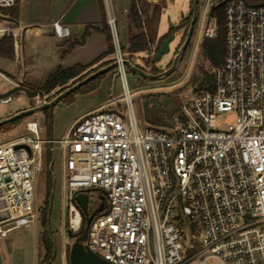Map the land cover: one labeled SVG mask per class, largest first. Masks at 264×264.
<instances>
[{
    "label": "built area",
    "instance_id": "1",
    "mask_svg": "<svg viewBox=\"0 0 264 264\" xmlns=\"http://www.w3.org/2000/svg\"><path fill=\"white\" fill-rule=\"evenodd\" d=\"M17 3L0 0V36L16 33L5 10ZM105 5L122 103L113 96L116 105L83 116L60 141L43 139L33 121L30 133L0 144V235L38 219L33 174L42 168L45 145L58 142L68 148V231L79 236L86 223L77 193L104 196L103 209L89 212L85 241L103 259L264 264V0L227 1L225 57L213 69V85L180 106L173 128L146 130L135 115L129 57L112 0ZM211 20L205 37L217 34ZM156 46L150 44L153 56ZM32 99L47 101L39 94ZM230 114L234 119L222 127Z\"/></svg>",
    "mask_w": 264,
    "mask_h": 264
},
{
    "label": "rangeland",
    "instance_id": "2",
    "mask_svg": "<svg viewBox=\"0 0 264 264\" xmlns=\"http://www.w3.org/2000/svg\"><path fill=\"white\" fill-rule=\"evenodd\" d=\"M152 1L164 4L160 16L156 20L157 24L155 23L154 25V21L151 19V23H153V25L151 24V29L152 27H157V31L160 34L167 33L171 26H178L182 19L192 15L190 13V0ZM216 1L218 0H199V16L191 41L182 61L174 72L165 78L150 80L130 69L128 70V82L133 96L134 111L138 124L143 130H146L149 126L163 129L173 128V114L178 111L182 104L192 101L197 91L202 88L199 84L200 81L204 79L206 85L210 83L208 75L213 73L214 68L203 54L202 43L205 40L204 32L206 29L214 26V21L209 19L208 16L212 4ZM250 1L255 2L257 0ZM147 4L149 3L146 2ZM145 8L147 9V7ZM189 25L190 22L187 29ZM185 34L186 28H180L175 32L176 38L171 42V51L161 61L155 60V57L149 51H146L133 57V63L143 66L146 71L151 73H154V68H159L161 71L168 68L184 42ZM126 53L129 58L132 57L127 48ZM161 71H157L155 74ZM38 83L36 85H40ZM70 85H72L71 81L67 86ZM17 86L19 87L18 84ZM17 86L0 74V96L8 93L13 95V100L9 103H2L0 98V117L13 108L28 107L30 104L32 106L33 102H35V105L38 104L33 99L30 102L25 91L20 90V94L16 93L18 90L14 89ZM59 89L60 87H57L51 93L38 94L41 98L45 97L50 101L51 96ZM113 96L118 99L119 103H122L123 90L120 77L115 72L113 74L109 72L103 77L99 87L94 92L84 94L78 91L73 96L65 97L55 104L49 110L50 120L48 123L45 120L43 111V113H32L1 125L0 144L30 133L27 130V124L33 121L40 123L41 137L43 139L52 138L60 141L66 137L70 128L83 113L99 109L98 107L103 103L111 102L116 105L117 102L113 101ZM40 114L43 117L38 120ZM233 119V114L224 115L222 117V127H227ZM48 149L52 155V160L49 162L47 161ZM42 160V168L35 170L33 174V207L36 212H39L49 204V231L55 243L56 251L54 264H71L69 253L75 239L68 234V148L63 147L58 142H54L51 147L50 144H46ZM49 171L51 173V185L48 182ZM90 192L89 212L92 214L97 210V206L101 204L102 199L100 191L91 190ZM39 215L40 212L38 214L39 219L31 227H19L0 235V264H38L39 236L42 231Z\"/></svg>",
    "mask_w": 264,
    "mask_h": 264
},
{
    "label": "crops",
    "instance_id": "3",
    "mask_svg": "<svg viewBox=\"0 0 264 264\" xmlns=\"http://www.w3.org/2000/svg\"><path fill=\"white\" fill-rule=\"evenodd\" d=\"M146 2L149 4L146 5ZM143 3L147 9L149 7V23L144 31L154 39L155 44H158L165 33H158L157 27L151 29L153 25L151 19L155 25L164 4L152 0H144ZM105 9V0H19L18 12L14 18L16 33L12 35L14 56L13 58L0 57V74L14 85L18 84L19 87L17 86L14 90H18L16 93L20 94V90L26 92L25 88L41 87L48 76L60 68L77 63L88 65L86 71L107 66L104 63L113 59L112 53L96 61L111 47ZM7 10L5 13L9 16ZM115 10L119 17L125 46L128 47L131 34L127 24V0H116ZM82 39L84 40L81 43L72 45L74 41ZM141 52L130 53L132 57L129 59L133 62V57ZM111 72L116 73L114 69ZM37 83L40 85H36ZM27 98L31 102L28 96ZM113 101L116 102L114 99ZM114 105L111 102L103 103L98 107L99 109L83 113L76 122L89 113ZM29 107L31 104L28 107L13 108L0 119ZM39 127L41 129L40 123Z\"/></svg>",
    "mask_w": 264,
    "mask_h": 264
},
{
    "label": "trees",
    "instance_id": "4",
    "mask_svg": "<svg viewBox=\"0 0 264 264\" xmlns=\"http://www.w3.org/2000/svg\"><path fill=\"white\" fill-rule=\"evenodd\" d=\"M143 1L144 0H127V8H128L127 24H128V30L131 35L129 38L128 47H126L125 44L124 46L127 48V51L131 54L141 52V51H149L150 44L154 43V39L151 36H148L147 33L144 31L145 26L149 22V18H148V11L143 5L144 3L142 4ZM227 1L229 0H218L212 4L208 17L209 19L215 18L216 24H217V34L214 37H205V40L202 43L203 54L208 59V61L210 62L213 68L220 66L223 63L224 57H225L226 29L224 25L226 21L225 6H226ZM18 3H19V0H18ZM18 3L15 7L6 11L9 14V17L13 20L16 17V14L18 12ZM113 4H114L113 5L114 10H115L116 0H113ZM190 7H191L190 13L192 14L193 0H190ZM139 9L141 10L142 14L139 12ZM115 13H116V10H115ZM104 14H105V20L107 23L106 9L104 11ZM191 16L192 15H190V17H186L182 19V21L180 22L178 26L170 27L169 31L165 33L158 41V44L156 46V52L159 50L162 41L168 36H170L171 34L175 33L178 29L186 28L185 37L187 36V33H188L187 26L190 22ZM117 21H118L119 31L122 34L118 15H117ZM107 28H108V37L111 40V34H110L108 23H107ZM83 40L84 39L76 40L72 43V45L74 46L77 43H81ZM112 52H113V47L111 45V47L106 52H104L102 55H100L96 59V61ZM13 56H14L13 36L12 35L3 36L2 38H0V57L13 58ZM112 62H113V59L105 62L104 65L111 64ZM87 67L88 65L77 63L70 67L60 68L56 70L55 72L51 73L48 76L45 83L41 87L27 88L26 94L30 98V100H32V98L35 97L38 93L48 94L54 91L57 87H60V89L51 96L52 98H54L69 87L67 86V84L70 81L72 82V84H75L78 81L84 79L90 73L98 70V68H94L89 71H86ZM157 71H161V70L159 68L153 69L154 73ZM105 75H106L105 73L99 75L98 77L90 81L89 83L83 85L82 87L78 88L74 92L67 95L66 98L73 96V94H75L78 91L83 92L84 94H89V93L94 92L99 87ZM208 77H210L209 86L211 87L213 85V80H214L213 73L209 74ZM199 84L202 87L201 89H204L206 86V84L204 83V79H202ZM9 95H11V93L0 96V98L7 97ZM44 116H45L46 122L48 123L50 120L48 109L44 111ZM51 160H52V155L50 153V150L48 149L47 161L49 162ZM48 177H49L48 182L50 184V178H51L50 171L48 173ZM39 212H40L39 217H40V222L42 225V231L39 236L38 264H54V261L56 258L55 243L53 242L51 238V232L48 230L49 204L46 208L41 209ZM99 212H100V209L96 211V213H99Z\"/></svg>",
    "mask_w": 264,
    "mask_h": 264
},
{
    "label": "water",
    "instance_id": "5",
    "mask_svg": "<svg viewBox=\"0 0 264 264\" xmlns=\"http://www.w3.org/2000/svg\"><path fill=\"white\" fill-rule=\"evenodd\" d=\"M198 16H199V0H193L192 18H191L190 25L188 28L187 36L184 42L181 44L178 52L173 57L172 63L168 68L155 74V73L146 71L143 66L134 64L131 60L128 59L126 60V64L129 67V69L150 80L165 78L169 74L174 72L178 68L180 62L182 61L185 51L187 50V47L191 41V38L194 32V27L198 20ZM45 28L47 29L48 27H45ZM175 38H176V35L175 33H173L162 41L159 50L155 53V56H154L155 60L161 61L165 55L170 53L171 42ZM116 66H117L116 62H112L111 64L105 67H102L96 70L95 72L90 73L84 79L78 81L77 83L70 85L66 90L61 92L59 95H57L50 101H46L43 104H36V105H35V102H33L32 103L33 105L31 107L18 111L15 114H12L6 118L0 119V126L3 124L9 123V122H13L19 118H22L32 113H43V111L47 109L51 110L55 106V104H57L60 100L65 98L67 95L74 92L75 90L82 87L83 85L89 83L90 81L98 77L99 75L111 72L113 69L116 68ZM102 198H104V196H102ZM89 199H90V196L86 192H79L75 196V201L82 209V212L86 218V223H85L83 232L79 236H76L72 234L70 231H68L69 236L75 239L71 245V249L69 253L70 262L71 264H113L103 259L96 253L92 252L88 248L87 244L85 243V241L87 240V236H88L89 225L93 218V215L89 214ZM48 218H49V214H48ZM48 230H50L49 227H48Z\"/></svg>",
    "mask_w": 264,
    "mask_h": 264
},
{
    "label": "flooded vegetation",
    "instance_id": "6",
    "mask_svg": "<svg viewBox=\"0 0 264 264\" xmlns=\"http://www.w3.org/2000/svg\"><path fill=\"white\" fill-rule=\"evenodd\" d=\"M100 197H101V199H102V195H101V194H100ZM98 209H100V210L103 209V203H102V202H101V204H99V205L97 206V210H98ZM97 210H96V211H97Z\"/></svg>",
    "mask_w": 264,
    "mask_h": 264
},
{
    "label": "bare ground",
    "instance_id": "7",
    "mask_svg": "<svg viewBox=\"0 0 264 264\" xmlns=\"http://www.w3.org/2000/svg\"><path fill=\"white\" fill-rule=\"evenodd\" d=\"M31 126H32L33 128H35L36 125L33 123Z\"/></svg>",
    "mask_w": 264,
    "mask_h": 264
}]
</instances>
